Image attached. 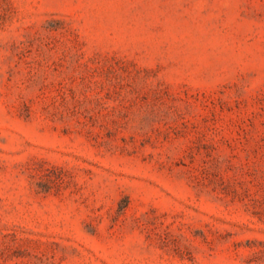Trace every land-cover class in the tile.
I'll use <instances>...</instances> for the list:
<instances>
[{
    "label": "rangeland",
    "instance_id": "374dc122",
    "mask_svg": "<svg viewBox=\"0 0 264 264\" xmlns=\"http://www.w3.org/2000/svg\"><path fill=\"white\" fill-rule=\"evenodd\" d=\"M0 264H264V0H0Z\"/></svg>",
    "mask_w": 264,
    "mask_h": 264
}]
</instances>
